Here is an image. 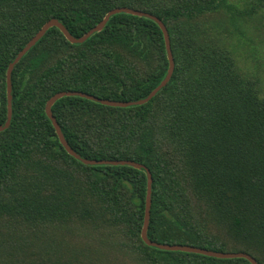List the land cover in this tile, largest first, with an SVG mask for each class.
Here are the masks:
<instances>
[{
    "label": "trees",
    "instance_id": "obj_1",
    "mask_svg": "<svg viewBox=\"0 0 264 264\" xmlns=\"http://www.w3.org/2000/svg\"><path fill=\"white\" fill-rule=\"evenodd\" d=\"M213 0H0V126L9 64L50 19L79 38L114 8L159 18L174 70L150 101L127 108L63 97L51 112L87 160H128L152 177L148 238L264 264V98L232 57L202 36ZM168 59L159 26L124 13L81 44L55 27L11 73V121L0 132V264H250L148 247L140 234L147 177L130 166L85 165L45 113L62 91L145 98Z\"/></svg>",
    "mask_w": 264,
    "mask_h": 264
},
{
    "label": "water",
    "instance_id": "obj_2",
    "mask_svg": "<svg viewBox=\"0 0 264 264\" xmlns=\"http://www.w3.org/2000/svg\"><path fill=\"white\" fill-rule=\"evenodd\" d=\"M128 14L132 16H138V17H144L148 18L150 20H153L160 28L164 43H165V49L168 59V70L167 74L164 77V79L160 82V84L155 87L145 98L137 100V101H114V100H107L95 97L93 95L80 92V91H62L54 94L45 104V113L48 119L51 121L52 126L54 127L57 137L59 139L60 144L65 149V151L75 159L79 160L81 163L85 165L95 166V165H110V166H130L135 169H143L146 172L147 177V192H146V200H145V215H144V221L143 226L141 229V240L145 245L148 247H154L159 250L164 251H171V252H185V253H191V254H198L206 257H212L216 259H245L250 264H258L256 260L251 257L249 254L237 252V253H224V252H215L207 249L197 248L194 246L189 245H170V244H160L157 242L151 241L147 236L148 231V224H149V218H150V207H151V184H152V177L149 172V170L142 164L128 161V160H87L84 158H81L77 153H75L67 144L59 124L55 120V118L52 115L51 108L54 105V103L63 98V97H80L84 98L96 103H99L103 106L107 107H118V108H127L137 105H143L150 101L162 88H164L167 83L169 82L173 70H174V60L171 52V46H170V40L169 35L166 30L165 25L162 23V21L157 18L156 16H153L149 13H145L139 10H134L130 8H114L110 10L104 18L91 30H89L87 33H85L83 36L76 38L72 36L68 30L61 24L57 19H50L47 21L41 29L29 40V42L24 46V48L17 54V56L14 58V60L9 64L6 72V92H7V119L3 125L0 126V132L7 129L10 121H11V73L14 68V66L20 61V59L44 36V34L50 29V28H57L62 35L65 37V39L71 43V44H81L85 42L91 35L101 31L106 23L108 22L109 18L116 14Z\"/></svg>",
    "mask_w": 264,
    "mask_h": 264
},
{
    "label": "rangeland",
    "instance_id": "obj_3",
    "mask_svg": "<svg viewBox=\"0 0 264 264\" xmlns=\"http://www.w3.org/2000/svg\"><path fill=\"white\" fill-rule=\"evenodd\" d=\"M211 6L197 19L202 36L226 51L264 98V0H213Z\"/></svg>",
    "mask_w": 264,
    "mask_h": 264
}]
</instances>
